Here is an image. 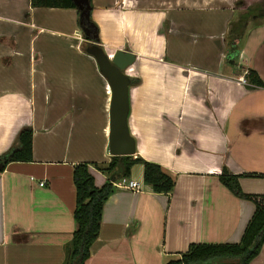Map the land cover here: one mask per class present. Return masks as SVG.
<instances>
[{
  "label": "crops",
  "instance_id": "0c3cea01",
  "mask_svg": "<svg viewBox=\"0 0 264 264\" xmlns=\"http://www.w3.org/2000/svg\"><path fill=\"white\" fill-rule=\"evenodd\" d=\"M91 1L96 43L135 54L124 71L132 156L159 163L175 185L153 191L135 163L140 188L109 195L85 264H165L191 243L238 242L255 203L219 175L242 174L245 193L264 194V85L242 81L252 68L264 83V17L232 39L236 0ZM78 19L75 8L0 0V155L33 129V160L0 172V264H63L74 165L111 159V88ZM89 167L97 186L107 181ZM249 264H264V242Z\"/></svg>",
  "mask_w": 264,
  "mask_h": 264
},
{
  "label": "trees",
  "instance_id": "16d2710c",
  "mask_svg": "<svg viewBox=\"0 0 264 264\" xmlns=\"http://www.w3.org/2000/svg\"><path fill=\"white\" fill-rule=\"evenodd\" d=\"M33 7H60L75 8L80 10L75 0H30ZM238 7L242 3L238 1ZM89 19L80 21L79 25L89 30L87 38L99 41L94 37L97 25L91 18L92 1L90 0ZM245 12L240 13L238 19L230 24V38L239 35L249 20L255 17L264 16V7L253 13L249 7H243ZM236 35V36H235ZM232 36V37H231ZM246 80L255 86L264 85L257 72L248 68L245 74ZM134 81V80H133ZM33 129L31 126L22 128L16 139V145L6 153L0 155V163L5 166L12 161L33 160ZM135 163L143 165V181L151 186L157 193L170 194L174 188L175 180L168 174L159 163L146 160L141 156L132 155H111L110 161L104 167L98 166L96 162L80 161L73 168V182L75 185V208L74 221L75 229L72 237L65 247V259L63 264H85L90 256L91 246L99 235L103 204L115 189V181L122 177H130L131 168ZM102 170L108 176L107 181L97 186L94 181L89 165ZM242 174L221 173L219 180L233 194L240 198L252 199L255 209L248 220L241 239L238 242L218 243H191L186 251L178 257L169 259L165 264H201L211 262L212 264H249L250 261L260 252L264 242V194L245 193L239 183ZM114 177L115 180L111 181Z\"/></svg>",
  "mask_w": 264,
  "mask_h": 264
},
{
  "label": "water",
  "instance_id": "95a60500",
  "mask_svg": "<svg viewBox=\"0 0 264 264\" xmlns=\"http://www.w3.org/2000/svg\"><path fill=\"white\" fill-rule=\"evenodd\" d=\"M80 13V21L89 19L90 0H75ZM85 35H89V30L82 27ZM98 37V30L94 37ZM87 53L92 55L99 67L100 72L107 79L111 88V99L109 107V140L108 150L111 155H133L135 153V140L130 134L128 127L129 96L128 86L130 78L125 74L127 67L135 60V54L129 50L119 49L114 55L109 56L103 48L96 44L86 47ZM3 163H0V170ZM115 178L112 177L111 181ZM201 264H212L205 262Z\"/></svg>",
  "mask_w": 264,
  "mask_h": 264
},
{
  "label": "rangeland",
  "instance_id": "374dc122",
  "mask_svg": "<svg viewBox=\"0 0 264 264\" xmlns=\"http://www.w3.org/2000/svg\"><path fill=\"white\" fill-rule=\"evenodd\" d=\"M238 1L242 3V6L240 8L242 10V12H245L246 11V10L243 9L244 6L245 7H249L250 8V11H252V14L258 12L259 9H261V8L264 7V0H236L235 1V5H237V6H239L238 5L239 4ZM262 17H264V16H262ZM258 18H261V17H259V16L258 17H255L253 20L254 21H259ZM88 45H89V43L84 41L83 48L86 49V47Z\"/></svg>",
  "mask_w": 264,
  "mask_h": 264
},
{
  "label": "built area",
  "instance_id": "2783aa9c",
  "mask_svg": "<svg viewBox=\"0 0 264 264\" xmlns=\"http://www.w3.org/2000/svg\"><path fill=\"white\" fill-rule=\"evenodd\" d=\"M242 81L246 82V79L243 78ZM115 186H117L118 188H125L130 190H138L140 188V184L138 181L125 176L118 178L115 181Z\"/></svg>",
  "mask_w": 264,
  "mask_h": 264
},
{
  "label": "flooded vegetation",
  "instance_id": "af4514ba",
  "mask_svg": "<svg viewBox=\"0 0 264 264\" xmlns=\"http://www.w3.org/2000/svg\"><path fill=\"white\" fill-rule=\"evenodd\" d=\"M82 30H83V29H82ZM87 41H88L89 45L97 42V41L92 40V39H90V40L87 39ZM90 41H91V42H90ZM92 41H93V42H92ZM96 44H97V43H96Z\"/></svg>",
  "mask_w": 264,
  "mask_h": 264
}]
</instances>
